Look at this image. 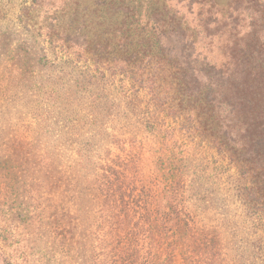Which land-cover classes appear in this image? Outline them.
Segmentation results:
<instances>
[{"label": "trees", "instance_id": "obj_1", "mask_svg": "<svg viewBox=\"0 0 264 264\" xmlns=\"http://www.w3.org/2000/svg\"><path fill=\"white\" fill-rule=\"evenodd\" d=\"M67 1L43 25L53 58L49 68L58 72L59 115L95 131L99 156L124 143L122 124L135 118L143 137L158 146L161 174L154 180L163 188L145 209L110 200L115 193L107 182L109 166H102L101 175L89 169L77 192L81 216L75 231L54 235L61 250H81L82 264H100L107 236L118 232L133 206L173 220L169 209L185 194L191 166L168 143L176 129H163L160 122L174 106L179 133L201 138L234 170V197L254 228L253 251L264 264V0H233L221 9L216 0ZM177 5H185L186 13ZM246 11L252 23L243 30L239 23ZM97 158L107 164V158ZM160 204L170 206L168 211ZM62 210L57 223L64 228Z\"/></svg>", "mask_w": 264, "mask_h": 264}, {"label": "rangeland", "instance_id": "obj_2", "mask_svg": "<svg viewBox=\"0 0 264 264\" xmlns=\"http://www.w3.org/2000/svg\"><path fill=\"white\" fill-rule=\"evenodd\" d=\"M66 1L0 0V264H82V251L61 250L54 235L75 231V218L81 216L77 192L91 168L101 175V168L110 167L107 182L115 193L110 200L150 209L151 196L163 188L154 180L161 174L158 146L143 137L135 118L122 124L124 143L99 156L95 131L59 115L58 72L49 68L53 58L43 25ZM231 1L216 0V5L221 9ZM177 10L186 13L187 8L177 5ZM248 12L239 23L243 30L252 23ZM212 55L219 51L214 48ZM177 110L165 111L160 121L163 129H176L169 135L174 142L168 143L191 165L185 194L167 203L171 207L159 206L165 212L170 207L173 220L133 206L118 232L107 236L100 264H261L252 247L254 228L234 197V170L201 138L179 133ZM97 157L107 158V164ZM60 199L64 228L57 223ZM75 254L78 259H72Z\"/></svg>", "mask_w": 264, "mask_h": 264}]
</instances>
